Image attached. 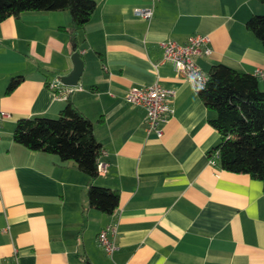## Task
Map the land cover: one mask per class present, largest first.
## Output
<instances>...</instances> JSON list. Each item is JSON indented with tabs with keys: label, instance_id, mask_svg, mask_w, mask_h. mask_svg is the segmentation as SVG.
<instances>
[{
	"label": "crops",
	"instance_id": "1",
	"mask_svg": "<svg viewBox=\"0 0 264 264\" xmlns=\"http://www.w3.org/2000/svg\"><path fill=\"white\" fill-rule=\"evenodd\" d=\"M94 1L76 31L66 11L0 22V111L7 113L0 119V264H264V185L209 164L219 142L209 123L216 113L171 62L154 67L163 42L185 44L196 34L209 38L210 55L195 58L204 72L217 64L264 70V46L245 28L264 4L157 0L145 20L134 10L146 0ZM74 51L84 67L80 89L66 99L92 121L102 145L92 183L117 193L111 215L88 207L90 181L75 163L12 136L21 118L59 114L66 99L49 85L72 71ZM16 76L22 80L7 92ZM154 83L173 93L160 137L146 132L144 111L125 100L129 88ZM107 227L112 255L97 241Z\"/></svg>",
	"mask_w": 264,
	"mask_h": 264
},
{
	"label": "trees",
	"instance_id": "2",
	"mask_svg": "<svg viewBox=\"0 0 264 264\" xmlns=\"http://www.w3.org/2000/svg\"><path fill=\"white\" fill-rule=\"evenodd\" d=\"M264 4V0H258ZM96 7L94 0H0V22L22 13L66 11L76 31L89 21ZM245 28L264 46V15L253 14ZM205 85L197 95L216 113L209 121L218 132L219 142L209 152H217V165L224 171L242 173L264 185V91L253 74L227 66L213 65ZM22 77H12L6 91H12ZM13 140L25 148L71 161L89 178L88 207L111 215L118 206L116 192L94 185L102 145L93 135V123L69 100L55 118H21L14 127Z\"/></svg>",
	"mask_w": 264,
	"mask_h": 264
},
{
	"label": "built area",
	"instance_id": "3",
	"mask_svg": "<svg viewBox=\"0 0 264 264\" xmlns=\"http://www.w3.org/2000/svg\"><path fill=\"white\" fill-rule=\"evenodd\" d=\"M146 1L144 6L137 7L134 10V14L136 17L150 20L153 16L154 6L157 0ZM161 48L163 51L162 58L159 63L154 64L155 69L160 63L171 62L182 80L191 85L194 90L197 91L205 85L208 79L207 74L196 64L195 58L201 55H210L211 49L207 36L191 35L187 38L185 44L166 41L161 44ZM254 76L259 80H264V70H256ZM57 82L49 85V87L56 92V99H66L68 93L80 89L78 87L62 88L60 87L61 84L58 82L59 85ZM62 91L64 93L63 95H61ZM172 94L171 91L163 88L158 83H154L148 86L129 88L125 100L128 104L139 107L144 111L146 132L160 137L162 134V124L172 116ZM6 117L7 113L0 111V119ZM217 157V152L212 153L209 157V164L212 166L216 165ZM109 230L111 229L107 227L100 231L97 236V241L108 255H112L117 249V246L114 241L107 236Z\"/></svg>",
	"mask_w": 264,
	"mask_h": 264
},
{
	"label": "water",
	"instance_id": "4",
	"mask_svg": "<svg viewBox=\"0 0 264 264\" xmlns=\"http://www.w3.org/2000/svg\"><path fill=\"white\" fill-rule=\"evenodd\" d=\"M71 61L73 64L72 71L66 76L57 78V81L64 87H77L83 71L84 63L78 51L73 52Z\"/></svg>",
	"mask_w": 264,
	"mask_h": 264
},
{
	"label": "rangeland",
	"instance_id": "5",
	"mask_svg": "<svg viewBox=\"0 0 264 264\" xmlns=\"http://www.w3.org/2000/svg\"><path fill=\"white\" fill-rule=\"evenodd\" d=\"M261 15H264V14H261Z\"/></svg>",
	"mask_w": 264,
	"mask_h": 264
}]
</instances>
